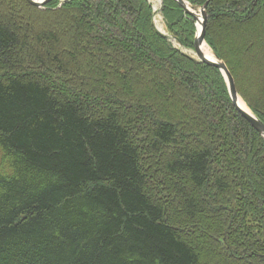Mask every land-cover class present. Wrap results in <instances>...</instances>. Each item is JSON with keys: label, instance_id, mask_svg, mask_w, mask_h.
Instances as JSON below:
<instances>
[{"label": "trees", "instance_id": "1", "mask_svg": "<svg viewBox=\"0 0 264 264\" xmlns=\"http://www.w3.org/2000/svg\"><path fill=\"white\" fill-rule=\"evenodd\" d=\"M207 12L264 122V0ZM162 13L170 35L150 0H0V264H264V135Z\"/></svg>", "mask_w": 264, "mask_h": 264}, {"label": "water", "instance_id": "2", "mask_svg": "<svg viewBox=\"0 0 264 264\" xmlns=\"http://www.w3.org/2000/svg\"><path fill=\"white\" fill-rule=\"evenodd\" d=\"M32 4L36 6H43L50 0H28ZM211 0H208L205 4L202 6H197L191 5L187 0H178V2L185 8L186 11L189 13L193 14L194 16L197 17L195 14V10L198 9L200 13L199 18L197 20V36L195 39V52L198 56V60L206 62L208 64L214 65L218 68H220L227 80L230 94L233 100L234 105L237 107V109L241 112V114L247 118L251 124L264 135V122L252 111L250 108V111L244 109L240 104H239V99L242 98L241 95L239 94L236 86V82L234 79V76L232 75L231 71L229 70L228 65L226 62H224L219 56H217L215 53L214 58L208 57L205 52L203 51V44L206 41V25H207V19H208V12H207V7L209 5ZM208 44V43H207ZM185 52V51H184ZM187 55H189L187 52H185ZM191 56V55H189ZM194 58L193 56H191ZM196 59V58H194ZM243 99V98H242ZM244 100V99H243Z\"/></svg>", "mask_w": 264, "mask_h": 264}, {"label": "rangeland", "instance_id": "3", "mask_svg": "<svg viewBox=\"0 0 264 264\" xmlns=\"http://www.w3.org/2000/svg\"><path fill=\"white\" fill-rule=\"evenodd\" d=\"M153 4V8H154V13H155V16H154V19H155V24H156V27L164 34H167V35H170L169 31H168V28H167V24H166V21H165V18H164V15L162 13V8H163V3H164V0H150ZM48 3V2H47ZM46 3V4H47ZM45 4V5H46ZM45 5L43 6H39L40 8H43ZM199 8V7H198ZM189 15H191L196 21L198 20L199 18V10L196 9L194 12L195 14L197 15L194 16L193 14L189 13L188 11H186ZM173 44L178 47V48H182L185 52H187L189 55L193 56L194 58H198L196 52H195V49L193 48H187V47H184L179 41H177L176 39H173ZM210 46V45H209ZM211 47V46H210ZM198 60V59H197ZM245 102V101H244ZM246 103V102H245ZM248 105V104H247ZM2 150L0 149V159L2 158Z\"/></svg>", "mask_w": 264, "mask_h": 264}, {"label": "bare ground", "instance_id": "4", "mask_svg": "<svg viewBox=\"0 0 264 264\" xmlns=\"http://www.w3.org/2000/svg\"><path fill=\"white\" fill-rule=\"evenodd\" d=\"M203 51L205 52V54L208 57L214 58L216 57L215 54L213 53V51L208 47V45L206 44V42L203 44ZM239 104L246 110L250 111V108L248 107V105L244 102V100L242 98L239 99Z\"/></svg>", "mask_w": 264, "mask_h": 264}]
</instances>
